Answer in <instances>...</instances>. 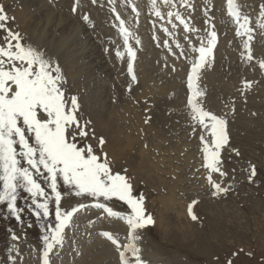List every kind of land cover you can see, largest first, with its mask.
Returning <instances> with one entry per match:
<instances>
[{
  "label": "rangeland",
  "instance_id": "obj_1",
  "mask_svg": "<svg viewBox=\"0 0 264 264\" xmlns=\"http://www.w3.org/2000/svg\"><path fill=\"white\" fill-rule=\"evenodd\" d=\"M42 1L0 0V6L8 17L5 22L6 29L18 33L24 46H30L43 53L44 58L50 60L54 68H59L62 77L60 87L66 110L75 116L77 114L79 122V127L71 126L72 132L68 136L74 139L68 141L75 142L82 148L91 146L100 162L107 160L113 175L120 174L127 178L133 197L143 196L144 213L151 216L153 222L135 231L141 242L140 244L138 240L135 241L141 260L146 264H264V69L259 66V62L264 60V15H261L264 12V0H250V10L246 13V10H242L244 17H249L250 23L248 22L247 27L252 30V38L248 43L252 57L255 58L246 62L249 64H246L244 70L246 81H250L251 86H244L242 90V85L236 81L234 83H238V88L233 87L232 92L225 90L228 91L226 94L224 92L226 96L219 99L222 103L216 99L221 113L225 112L224 119L228 121L225 129L228 142L220 149V172L224 175L216 171L211 173L209 169L203 170L206 167L202 157L201 136L210 141V132L192 119V112H189L191 110H184L186 115H180L182 112L178 111L179 106H174L172 100L175 99L174 89L170 87L171 81L168 82L171 75L163 62L151 69L152 79L164 87L163 91L150 95L149 98H138V89L132 91V84L126 83L122 71H109L104 60L100 61V52H103L106 46L104 40L101 42L102 47L98 41L101 31L95 32L94 27L90 28L80 19L76 25L82 23L81 27L84 26V29L78 37H75L74 33L71 34L68 22H64L61 28H54L53 25H44V28L35 26L37 20L42 23L46 14H49L46 10H40ZM51 1L57 4L61 13L75 19V14L66 9L72 0ZM210 2L215 10L214 0ZM200 5L201 2L198 3L199 7ZM21 7H26V10ZM19 13L24 15L26 25L35 30L38 41L30 37ZM206 13L209 14L208 17L212 16L210 21L216 25L213 29L218 27L216 32L221 36V41L224 40L215 62L210 61L212 63L209 62V66L222 74L233 64L236 70H240L236 63L240 62L242 39L246 37L247 40L249 34H244L243 30L241 35H237L238 25L234 26L233 22L228 24L225 19L215 16L209 8ZM217 13H223V0ZM30 15L37 17V20H28ZM215 18L217 19L214 20ZM221 21L226 28L232 25L234 27L226 37L223 35ZM195 23L198 25L197 21ZM92 33L96 34L95 38ZM6 35L7 31L0 29V44L5 43ZM68 36L71 39L66 43ZM52 43L64 46L59 53H53L50 50ZM49 44L50 49L47 48ZM225 60L230 63L229 67L225 65ZM116 76L117 78L113 79ZM181 86L183 87V83ZM73 97L77 101L75 106L72 105ZM126 110L130 111L131 116L127 117L126 113L124 117L120 116L118 121H112L111 125L129 129L130 118L135 119L133 116H138L140 130H129V140L124 138L120 144L113 140L108 144L107 140L94 132L95 128L88 119L89 114H98L103 116L106 123L110 117L117 115V112L123 114ZM45 115L42 113V118ZM81 129L86 132L85 136L79 134ZM101 139L103 144L100 143ZM29 142L34 144V137ZM156 144H160L161 148L155 147ZM17 149L19 151L18 146ZM21 163L27 167L22 158ZM252 166H255L256 175L250 181L248 177ZM209 175L212 182L227 191L213 195L216 190L209 182ZM34 178L44 189L45 195L33 198L25 188L18 187L15 205L19 209V219L12 214L7 201L0 202V264H44L45 258L48 264H78L77 261L83 252L82 245L95 242L94 239L104 232L109 233V230L102 228L99 223L105 219L122 223L126 232L124 230L125 233L121 237L117 236V239L120 240L121 246L129 243V227L126 219H121L126 216L119 213L127 216L131 214V208L125 201L117 197L105 200L102 196L76 195L77 189L66 184L58 174L56 190L61 194V199L57 205L46 170L41 168ZM2 189L3 184L0 182V190ZM34 199L38 203L47 202V216L42 209L36 207ZM187 200L195 201L192 212V215L197 217L195 220L185 213ZM96 203L106 204L120 215L107 216L94 206ZM80 205L85 207L79 208ZM57 207L62 213L71 211L74 207L79 210L64 227L62 242L54 244L45 257V237L50 238L58 223ZM95 246L90 248L94 250ZM126 253L130 264H134L135 258L131 252Z\"/></svg>",
  "mask_w": 264,
  "mask_h": 264
},
{
  "label": "snow or ice",
  "instance_id": "obj_2",
  "mask_svg": "<svg viewBox=\"0 0 264 264\" xmlns=\"http://www.w3.org/2000/svg\"><path fill=\"white\" fill-rule=\"evenodd\" d=\"M227 3L230 14L237 18L239 25L237 35H241L240 28H243L244 34H249L248 40L250 41L252 30L247 27L248 18L244 17L243 23H241L234 0H227ZM73 10L75 11V8ZM156 15L159 16L160 13L157 11ZM171 15L170 12L169 16ZM261 15H264V12ZM7 19V14L0 6V29L7 31V35L4 37L5 43L0 44V182L3 184V189L0 190V202L7 201L8 208L19 219V209L15 205L18 187L25 188L33 198L45 195L44 189L34 178L35 174L40 173L41 168L46 170L47 179L51 180L50 187L55 194L57 205L61 199V194L56 190L58 174L63 177L66 184L73 185L77 189L76 195L102 196L105 200L117 197L125 201L131 208L130 215L121 217L126 219L129 227V243L121 246L112 234L104 232L102 235L116 244L118 250L123 248L119 253L121 264H130L125 255L126 252H131L135 258L134 264H144L139 256L140 250L135 244V241L139 239L135 235V231L153 221L151 216H146L144 213L143 196L133 197L127 178L120 174L113 175L107 160L100 162V158L94 154L91 146L82 148L78 147L75 142L68 141L67 137L71 132V126L75 124L79 127V122L70 111L66 110L60 87L62 80L60 70L58 67L54 68L51 61L44 58L43 53L30 46H24L18 33L6 29ZM84 19L87 20V17ZM176 19L184 23L178 13ZM123 24L124 22L121 20V32L125 34V44L127 45L129 33ZM209 37L208 46L200 47L197 50L200 55L192 64V69L188 74L190 89L193 86L194 76L203 67L206 57L211 54L215 46L216 32H210ZM244 47L248 50L247 59L251 60L253 57L248 41L245 42ZM128 55L132 58L135 56L131 47L128 48ZM259 66L264 69V60L259 62ZM128 70L129 73L133 71L131 62L128 65ZM244 86L250 87L251 82L245 81ZM201 95L203 93L198 91L190 95L188 105L192 110V119L198 120L199 124L210 132V141L201 136L204 166L210 172H220V149L228 142L225 130L226 121L199 106L195 97ZM76 103L77 101L73 97L72 105L75 106ZM41 113L46 115L42 118ZM206 119L207 124L205 123ZM79 134L85 136L86 132L81 129ZM32 137H34V144L29 142ZM100 143L103 144V139ZM21 158L27 167L21 163ZM220 174L224 175L223 172ZM255 175L256 169L255 166H252L248 179L251 181ZM209 182L216 190L213 195L227 191L226 188L212 182L211 175H209ZM33 202L36 203L38 209L43 210L45 216L48 215L46 201L38 203L34 199ZM94 206L103 208L109 215H120L108 208L106 204L96 203ZM83 207L85 206H79V208ZM78 210L74 207L71 211L62 213L57 207L56 219L58 223L50 238L45 237L47 247V251L44 253L45 257L53 249L54 244L62 242L63 229ZM36 214L39 215V212ZM189 215L193 220L197 219L195 215H192L191 205H189ZM44 264H48L46 258Z\"/></svg>",
  "mask_w": 264,
  "mask_h": 264
},
{
  "label": "bare ground",
  "instance_id": "obj_3",
  "mask_svg": "<svg viewBox=\"0 0 264 264\" xmlns=\"http://www.w3.org/2000/svg\"><path fill=\"white\" fill-rule=\"evenodd\" d=\"M43 1H42V5H41L40 10L41 11L46 10V11L49 12V14H46L45 21L40 23V21L36 19L37 17L34 18V16H32V15L29 16L28 20H31L32 22H35V20H37L35 22V26L36 27L38 26V27H41V28H44V25H46V26L47 25H53L54 28H57V27L61 28L60 26H62V24L64 22L65 23L68 22L69 23L68 25L71 26V34L74 33L75 37H78L79 34L81 35V31H82V29H84V26L81 27L82 23H78V25H76L77 21H79V18H78V16L76 14L74 16L72 15L75 19H70L67 15H65L66 13L63 14V13L60 12L61 10L57 9V4H55L53 1H51V0H49V1L48 0H43ZM61 1H64V0H61ZM240 1H242V3ZM250 2H251L250 0H234V4L236 5V8H237V10L239 12L240 22L243 21V18L245 16V14H244V12H242V10H246L245 13L247 12L248 9L250 10V6H249ZM214 3H215V7H214L215 10L211 9V11L213 10V13H214L215 16H219L222 19H225L228 24H229V22H233L235 24L234 26L238 25L237 18H231V17L226 15V12L224 11L225 0H223V13H220V14L217 13V10L220 9V5L222 3V0H214ZM250 5H251V3H250ZM21 8L23 10H26V7H21ZM19 15H20V17H22L23 24H24L25 28L28 29V31H29L28 33H29L30 37L34 41H38L39 37L35 36V30L32 29L28 24L26 25V21H25L24 15H22L21 13H19ZM51 15H53V16H51ZM90 17H91L92 22L95 24V26H94L95 32L96 31H101V33H104V34H102L103 36H107L108 35L107 34L108 33L107 29L105 27H102L103 24L101 22L102 16H101L100 11L98 9H96V8H92ZM216 19L217 18H215L214 20H216ZM225 20H224V22H225ZM97 21H99V22L96 23ZM218 23H219V21H218ZM212 24H213V22H212ZM230 25H231V23H230ZM214 26H216V25H214ZM237 27H239V25ZM217 28H216V30H217ZM143 30H144V33H146L147 28L144 26ZM243 30H244L243 28H240V32H242ZM87 31H85V32H87ZM92 35H93V33H92ZM99 35H100V33H99ZM70 39H71V37L68 36L66 43L70 42ZM144 40L146 41L144 43V50L141 53H139L138 59L136 61V67H135L136 68V74H137L138 82H137V85L132 86V91L134 92L136 89H138V95L137 96H138V98H143V99L144 98H149L150 95H153L155 93L158 94L157 92L163 91L164 87L161 84L156 83L152 79V76H151L152 67H155V66L157 67V65L159 66V64H161L163 62L164 65H166V70L168 71V74L171 75L170 79H168V82L171 81L170 82V85H171L170 87L172 89H174L173 90V98H175V99H172L173 102H174V106H179V110L178 111L182 112V114H180V115H182V116H184L183 114L186 115V111L191 110V108L188 105V100H186L184 84H183V87L180 84L181 77H182L184 69H185V65H183L179 61L171 60L169 57H164V56L162 57L159 54V52H157V50L152 47V45L149 43V40L147 38H145ZM223 41H221V36L218 35L216 43H215V49H214L215 57L213 58L212 62H215L216 57L219 55L218 53L221 50V44L223 43ZM242 41H243V43H242L241 48L242 47L243 48H242L241 54H240V62L236 63V64H238V67L240 68V70H236L234 68V66H233L234 64H233L231 66V68L226 73L222 74V72L217 71L214 67L209 66L210 60H206L204 62L203 67H201L199 69L198 73L196 74L195 84H194V86L191 89V95L194 92H197V91L203 93V95L195 97V101L199 104L200 107H202L205 111L211 112L213 115H216V116L221 117L223 119H224L223 114L225 112H223V114L221 113L220 106L216 103V99H218V101L220 103L221 101L219 99L220 98H224V95L226 94V92H228L230 90L232 92V88L233 87L235 88V86H236V88H238V83H240V86L242 85L241 87H242V90H243V88H244V82L243 81H246V77H247L246 75H245L246 77L244 76V70H246V64H249V63H246V62H248V59H247L248 50L244 47V45H245V42L248 41V38L246 40V37H243ZM230 44H232V42ZM52 45H53V47L51 49L49 48L50 44H49V46H47V48L50 49L51 51H53V53L54 52L55 53L56 52L59 53L61 48L64 46V44H60V43H57L56 45H54L52 43ZM225 46L227 47L228 45L226 44ZM101 47H102V45H101ZM229 52H230V50H229ZM99 57H100V61L104 60V62L108 65V70L109 71H113V72L122 71L121 68L118 66V64L110 57V55H108V54L105 55V53L101 51ZM254 58L255 57H253V59ZM94 59H92V60H94ZM212 62H210V63H212ZM224 63H225L226 66L229 67L230 63H228V61L226 62V60H225ZM118 68H119V70H118ZM154 70L155 69H153V71ZM157 70H159V68ZM116 78H117V76L115 78L113 77V79H116ZM224 78H226V79H224ZM117 81H119V79ZM117 81L115 80V83H117ZM236 81H239V82L236 84V83H234ZM127 82H129V81H127V79H126V83ZM225 90H228V91H225ZM224 92H225V94H224ZM175 101H177V103ZM184 110H186V111H184ZM175 111H176V109H175ZM189 112H192V110L189 111ZM126 113L128 115L127 117L131 116L130 115V111H127V110H126V112L124 111L123 114H120L119 112H117L116 113L117 115H114L113 117H110L108 119V122H106V123H105V120H104L103 116L102 115H98V114H91V115L89 114V118L88 119L90 120L92 126L95 128L94 132L96 134L102 136L105 140H107L108 144L111 142V140L116 141L118 144H120L124 138H126V140H129V138H130L129 130H135V131L140 130V128H138L139 124H140V119H139L138 116H133V117H135V119L130 118V120H129V129L124 128L122 126L114 127L113 125H111L112 121H115V120L118 121L119 117L120 116L124 117V115H126ZM189 115H190V113H189ZM189 115L187 114L188 117H189ZM180 118H182V117H180ZM75 119L77 121V114L75 116ZM189 119H190V117H189ZM89 120H88V122H89ZM182 121H184V120H182ZM225 121H227V119ZM196 122H198V120ZM205 123H208V121H206ZM199 126H201V125H199ZM199 131H201V130H199ZM139 135H138V137H139ZM67 138L71 139V140L74 139V137H69V136ZM205 139H207V138H205ZM80 143H78V144H80ZM154 146L157 147V148L159 147V149L161 148L160 144H159V146L157 144L154 145ZM142 149H144L143 146H142ZM166 149H164V150H166ZM140 152L141 151H139V153ZM142 156H144V155H142ZM99 223L101 224V225L100 224L99 225L102 228L103 227L107 228L109 230V233L112 234L113 237H115L116 239H117V236L121 237L126 232L125 226L122 223H120L119 221H115V220H111V219H105V221L104 220H103V222L99 221ZM124 230H125V232H124ZM115 232L118 233V234L116 235ZM114 235H116V236H114ZM94 241L95 242H92L90 244L82 245V251L83 252H82L81 258H79V260L77 261L78 264H121V262L118 260V258L120 257L119 253H120V249H122V247L118 250L117 245L113 244L112 241L109 240L107 237L103 238L101 236H97L94 239ZM118 242H120V240H118ZM135 244H136V242H135ZM140 244H141V242H140ZM92 245H96L94 250H92L90 248V246H92ZM125 255H126V257L128 256L127 253ZM144 264H146V262H144ZM165 264H174V263L168 262V263H165Z\"/></svg>",
  "mask_w": 264,
  "mask_h": 264
}]
</instances>
